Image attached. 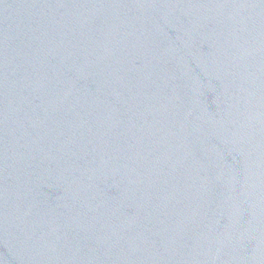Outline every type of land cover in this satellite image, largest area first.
I'll use <instances>...</instances> for the list:
<instances>
[{
  "label": "water",
  "instance_id": "95a60500",
  "mask_svg": "<svg viewBox=\"0 0 264 264\" xmlns=\"http://www.w3.org/2000/svg\"><path fill=\"white\" fill-rule=\"evenodd\" d=\"M0 264H264V0H0Z\"/></svg>",
  "mask_w": 264,
  "mask_h": 264
}]
</instances>
